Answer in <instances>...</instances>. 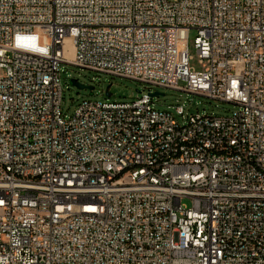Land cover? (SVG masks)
I'll use <instances>...</instances> for the list:
<instances>
[{"label":"built area","instance_id":"2783aa9c","mask_svg":"<svg viewBox=\"0 0 264 264\" xmlns=\"http://www.w3.org/2000/svg\"><path fill=\"white\" fill-rule=\"evenodd\" d=\"M63 64L144 89L68 115ZM0 264H264V0H0Z\"/></svg>","mask_w":264,"mask_h":264},{"label":"rangeland","instance_id":"374dc122","mask_svg":"<svg viewBox=\"0 0 264 264\" xmlns=\"http://www.w3.org/2000/svg\"><path fill=\"white\" fill-rule=\"evenodd\" d=\"M197 31L192 29L188 34V49L191 56V66L203 70L206 64L200 62L198 50L195 45ZM63 89L62 110L65 114L71 115L78 104L84 99L101 100L108 98L110 101H128L141 94L144 84L125 77L112 76L109 74L98 73L85 68H80L72 64H63L60 73ZM76 78L84 85L94 88L84 89L72 84L71 80ZM152 92L160 91L164 95L154 97L155 104L160 109H168L174 113L175 106L183 105L185 115L190 116L196 113L226 115L231 113L235 106L231 103L219 101L205 96L187 93L165 87L152 86ZM109 92L108 96L106 92ZM183 202L190 206V200L184 199Z\"/></svg>","mask_w":264,"mask_h":264},{"label":"water","instance_id":"95a60500","mask_svg":"<svg viewBox=\"0 0 264 264\" xmlns=\"http://www.w3.org/2000/svg\"><path fill=\"white\" fill-rule=\"evenodd\" d=\"M71 82H72V84L73 85H75V86H77V87H79V88H84V89H90V90H92L94 87L93 86H90V85H84V84H82V83H80L76 78H73L72 80H71ZM106 94L109 96L110 95V93L107 91L106 92ZM152 94V96H158V95H164V93H162V92H160V91H154V92H152L151 93Z\"/></svg>","mask_w":264,"mask_h":264},{"label":"bare ground","instance_id":"6f19581e","mask_svg":"<svg viewBox=\"0 0 264 264\" xmlns=\"http://www.w3.org/2000/svg\"><path fill=\"white\" fill-rule=\"evenodd\" d=\"M67 45H68V46L70 45V41H69V40H67Z\"/></svg>","mask_w":264,"mask_h":264}]
</instances>
